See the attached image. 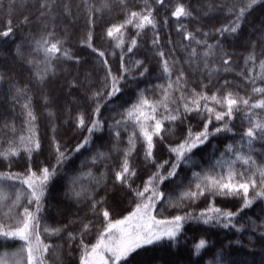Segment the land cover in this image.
<instances>
[{
	"label": "snow or ice",
	"instance_id": "6c2138e0",
	"mask_svg": "<svg viewBox=\"0 0 264 264\" xmlns=\"http://www.w3.org/2000/svg\"><path fill=\"white\" fill-rule=\"evenodd\" d=\"M3 45L0 264H264V0H0Z\"/></svg>",
	"mask_w": 264,
	"mask_h": 264
},
{
	"label": "trees",
	"instance_id": "16d2710c",
	"mask_svg": "<svg viewBox=\"0 0 264 264\" xmlns=\"http://www.w3.org/2000/svg\"><path fill=\"white\" fill-rule=\"evenodd\" d=\"M78 27L76 29V31L78 32ZM173 36L175 37V33L173 32ZM166 38V36H165ZM11 48V45H3L0 46V69H7L10 68L12 66V60H11V55L9 53V49ZM242 63V61H241ZM7 87L6 84L0 83V92H2L5 88ZM7 105H3L2 102H0V108H6ZM256 148L259 149L260 145L257 144ZM14 167H16L17 170H23L24 167V161H17V164L14 165ZM60 185L58 183H56L52 189H51V201L55 202L57 199H59L60 197ZM262 209H264V204L261 203H257L256 205H254L251 209L246 210V214L247 216L252 217L253 219H257L259 218V220H264V212H262ZM259 222V221H258ZM249 231H251V228L249 227ZM188 235L191 236L192 232L191 230L188 232ZM210 239L212 240V242L216 245V248L213 249V252H215L216 250L219 249V246L221 244H227L229 241H236V240H241L242 244H247L248 243V235L247 233L245 234H240V233H235V230H233L232 232H228L227 230H212V235L210 236ZM16 247V245H10L11 249H14ZM233 251L231 253L232 258L234 259H242V260H246L247 264H259V259H260V255L259 252H257L254 256L252 255H246L248 249L247 248H241V245H237V244H233ZM173 252H179L180 255H183V250H176L173 249ZM154 255L160 257L161 259H167L168 256L163 253V252H157ZM153 254H149L147 257H145L146 259H150L152 258ZM211 254L209 255H205L204 259L210 260Z\"/></svg>",
	"mask_w": 264,
	"mask_h": 264
}]
</instances>
